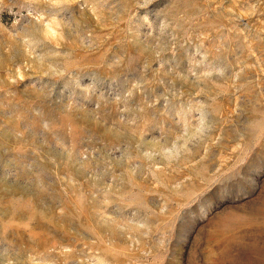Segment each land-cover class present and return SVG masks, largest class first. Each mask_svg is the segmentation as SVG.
Listing matches in <instances>:
<instances>
[{"label":"rangeland","instance_id":"obj_1","mask_svg":"<svg viewBox=\"0 0 264 264\" xmlns=\"http://www.w3.org/2000/svg\"><path fill=\"white\" fill-rule=\"evenodd\" d=\"M0 264H264V0H0Z\"/></svg>","mask_w":264,"mask_h":264}]
</instances>
